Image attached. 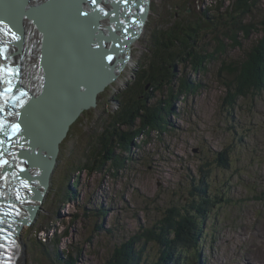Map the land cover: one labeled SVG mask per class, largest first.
I'll return each instance as SVG.
<instances>
[{"label":"rangeland","instance_id":"obj_1","mask_svg":"<svg viewBox=\"0 0 264 264\" xmlns=\"http://www.w3.org/2000/svg\"><path fill=\"white\" fill-rule=\"evenodd\" d=\"M176 1L184 4V0H150L142 33L131 44L130 59L120 75L97 94L96 105L84 109L70 125L59 145L43 202L33 222L24 223L18 231L17 264H50L55 252L64 259L71 254L75 264H108L114 246L141 228L158 225L171 205L189 208L193 200L197 205L194 196L203 192L216 203L199 213L206 219L200 229L198 263L264 264V88L239 98L241 108L227 115L220 109L225 88L218 73L220 60H241L261 33L253 32L236 48L226 39L225 52L216 51L212 62L193 61V66L199 64L196 68L190 60L185 66H160L154 76L158 91L150 102L165 105L174 100L166 113L167 124L161 129L144 128L138 137L132 134L129 149L122 148L119 136L133 130L115 111L136 76L152 70L159 55L156 40L175 27L170 12L179 6ZM191 2L188 12L204 32L203 11L212 12L214 6H227L232 0ZM247 4L257 6L248 20L264 21V0ZM188 12L182 11L184 16ZM200 44L213 53L216 38L211 41L207 35ZM186 78L201 83L197 93L181 95ZM225 148L227 167L216 159ZM116 158L122 167L116 168ZM85 164L87 168L81 169ZM144 249V258L159 252L151 242ZM196 252H190L184 264L197 259Z\"/></svg>","mask_w":264,"mask_h":264},{"label":"trees","instance_id":"obj_2","mask_svg":"<svg viewBox=\"0 0 264 264\" xmlns=\"http://www.w3.org/2000/svg\"><path fill=\"white\" fill-rule=\"evenodd\" d=\"M249 1L254 0H232V3L227 6H214L215 10L212 12L203 11L204 23L207 25L204 32L199 30L196 21H194L195 17L188 12L191 9V0H184L183 5L176 1L175 5L179 6H175V10L170 12V17L176 20L175 27L166 30L164 40H156L157 43L154 47L158 46V50L155 52H158L159 55H155L158 58L152 64V70L148 75L140 73L136 76L133 85L127 89L129 91L124 103L120 102V107L115 111L117 118L123 124L132 127L130 129L133 130L132 133L124 132L122 136H119L122 148L129 149L132 134L138 137L145 132L144 128L161 129L167 124L166 113H170L172 110L174 100H170L165 105H162V102H150L154 93L158 91L155 89L154 82L157 79L154 76L159 74L158 70L164 68V65L165 68H174L176 67L175 63L185 66L188 60H190V65L193 61L198 60L201 61V64L205 61L212 62L217 59V56L213 55L216 51L219 53L226 51V39L229 40V46L236 48L242 45V40L248 39L253 32H258L261 33V36L257 40L255 39L247 50H244L245 53L241 60L219 61L221 63L218 70L219 79H224L222 83L225 88L220 109L225 114L231 115L233 110L235 111V107L241 108L238 104L239 98H247L250 92L264 88V21L259 20L255 23L248 20L249 13L257 7L249 6L247 4ZM181 6H183V12H188L185 16L181 11ZM207 35H210L211 41L216 38V49L213 53L200 44V40ZM202 50L208 51V53L203 54ZM199 54L203 55L202 60ZM197 66H199L198 62L196 66L192 65L193 68ZM200 87L201 83H195L193 79L186 78L180 93L182 96L183 94L197 93ZM139 117L140 119H138ZM124 135L129 139H125ZM128 140L129 142H127ZM110 150L112 154L113 147ZM227 153V148H225L223 152L220 151L217 154L219 155L216 158L218 165L228 166ZM121 165L122 163L116 158V168L122 167ZM85 166L86 164L80 168L86 169ZM65 189L69 193H74L72 189ZM203 194L194 196L198 200V204L194 205L193 200V204L189 208H183L176 204L171 205L166 210V217L161 219L158 225L141 228L128 239L114 246L108 264H184L188 261L187 255L194 250L197 251L195 255L197 259L194 261L201 264L198 263L200 259L198 248L202 244L200 229L203 228L206 217H201L199 213L216 203L213 198L207 196L206 192ZM57 241L58 239H55L53 243ZM142 242H144L143 245H141ZM148 242L155 244L158 248L159 252L154 258L149 256L144 258L143 256L145 245ZM47 258L49 257L47 256ZM185 258H187L186 262ZM51 260H49L50 264L57 262L75 264L76 258L68 254L64 259L62 254L55 252Z\"/></svg>","mask_w":264,"mask_h":264},{"label":"water","instance_id":"obj_3","mask_svg":"<svg viewBox=\"0 0 264 264\" xmlns=\"http://www.w3.org/2000/svg\"><path fill=\"white\" fill-rule=\"evenodd\" d=\"M27 6L39 7L32 9V7L28 8ZM58 6L60 8L72 6L65 13V17L67 19L71 18L68 25L70 27V34L67 35L72 38L74 44L68 42L67 50L63 54L53 50V53H51L52 57L50 58V46L47 39L42 49L46 64L49 62L48 67L51 68L50 76L52 78H47L42 95L47 97L48 100L51 94H54V96L60 94L65 97L64 91H61L60 88L63 80L70 86L66 90L68 92V97H65L66 100H60L52 105L53 114L51 113V120L54 122V125H51V127L53 130L51 132L49 130L47 136L42 139L35 134L33 129L31 122L33 112L43 110L40 107L48 105V102L45 103L44 97H41L42 95L34 96L26 94L23 98L25 103H18L15 101L17 93L24 92H13L14 86H10L7 88V91L11 94L8 100H12L6 103V107H10V109L7 110L8 112L1 111L6 115V128L0 130L13 132L16 128H19L21 122L23 127V131L21 132L23 133V138L21 137L22 144H26L28 148L22 149L15 159L10 160L7 157L12 152L9 151L16 146H10L11 148L9 147L10 149L6 152L0 137V157L7 158H4L7 165L14 161L23 167L22 171L18 173L20 175L19 178L25 176L29 178L27 181L31 182L32 179L30 178L32 174L29 173V170L33 169L32 171L36 172V175H38L39 171L40 175L37 178H42L44 181L43 183H35L34 189L32 188L29 191L34 198L32 202L34 205L31 206L30 204L27 207L31 213L28 218L30 223L33 222L43 202L50 174L56 162L59 145L67 135L70 125L80 115L81 111L94 107L96 105L97 94L103 91L109 83L120 75L124 65L130 59V46L141 35L149 13V0H40L38 5L35 4V0H0V47L4 43L6 27L14 28V32L23 34L29 26L35 23L38 25L39 19L46 18L50 23V20L47 18H54L51 14L55 15L54 12L57 10L55 8ZM20 16L28 18L27 25L24 24ZM21 25L25 26L20 27ZM79 27L87 30V33L81 34L78 30ZM74 33L78 36H75ZM94 44L97 47H92ZM5 60L6 57L1 62ZM18 61L16 81H19L17 79L21 77V72H23L24 79L34 82L31 81L30 77H25V69L21 71V67H26L30 64H26L21 60ZM89 64L91 66L88 67ZM92 66L95 67V70L91 69ZM3 73V68L0 67V77ZM4 91H6V88H4ZM47 93L48 95H46ZM42 102L45 105L41 106ZM17 104L25 106L22 109H17ZM19 107L21 106L19 105ZM3 109L5 108L1 107V110ZM14 126L15 129L12 128ZM6 134L11 137L10 134ZM6 140L8 141V139ZM6 144H10V142H6ZM31 152H34V154H31ZM39 155L42 156V161L38 158ZM39 162H43L42 165H39ZM37 164L40 170L36 169L38 168L36 167L38 166ZM27 168L30 169L26 170ZM41 170H44L43 173H41ZM0 197L6 203L7 194L0 192ZM16 213L14 212L15 215H21V213ZM15 219L17 218L12 217V220ZM19 242L15 247L16 253H19L18 251L21 246L20 239ZM11 260L13 262L10 263L9 261ZM9 261L8 264L18 263V259L16 257L14 259V256Z\"/></svg>","mask_w":264,"mask_h":264},{"label":"bare ground","instance_id":"obj_4","mask_svg":"<svg viewBox=\"0 0 264 264\" xmlns=\"http://www.w3.org/2000/svg\"><path fill=\"white\" fill-rule=\"evenodd\" d=\"M39 3H40V0H35L36 5H38ZM150 6H151V3L149 0V10H150ZM27 7L28 8L32 7L33 9L34 7H39V6H27ZM71 7L72 6H65V7L60 8L58 6L57 8H55L57 9L54 12L55 15L51 14L52 17L54 16V18H47L48 20H50V23L46 20V18L39 19L38 17L39 19L38 25L35 23L32 26V32L29 34L17 33V32H14L15 31L14 28L6 27V36L4 38V43L0 47V67L3 68V72L6 75V79H4V81L6 83V86H8L7 88L13 85L14 86L13 92H24V93H17L15 101H17L18 103H25L23 98L26 96V94H29V95L32 94L34 96L42 95L43 94L42 91L44 87L46 86L47 78L49 77L50 79H52L50 76L51 68L48 67L49 62L48 64H46L45 57L42 53V49H43L44 43L46 42V39L48 40V44L50 46L49 47L50 48L49 58L52 57L51 53H53V50L55 52H59L63 54L67 50L68 42H71V44H74L72 38H70V36L67 35V34H70V29H69L70 27L68 25L71 21V18L67 19L65 17V13ZM20 17H22L23 20L25 19L28 20V18H24L23 16H20ZM78 30L79 32H81V34L87 33V30L81 29V27H79ZM75 36H78V35L75 34ZM92 47L95 48L97 47V45L94 44ZM5 57H6V60L1 62V60H3ZM18 60H21L22 62L24 61L26 64L28 63L30 64V65H27L26 67H21V71H23V69L26 70L24 72V75L25 77H30L31 81L35 82L34 86L31 85L32 82H29L28 80L23 78V72H21V77L17 79L19 81H16V75H17L16 69H17ZM89 66L91 65L89 64L88 67ZM91 69L95 70V67L92 66ZM17 82L20 84H18ZM69 87L70 86L66 84L65 81L63 80V83L60 86V88H61V91H64L65 97H68V92L66 90H68ZM46 95H48V93ZM41 97L43 98L44 95H42ZM65 97H63V95H60V94L56 96H54V94H51L49 100L47 97H44L45 100L44 99L43 100L45 101V103L48 102V105L46 107H40L43 110H40L38 112H33V117H31V122L33 125L34 132L38 137H41L42 139H44L47 136L48 131L50 130L49 132H51L53 130V128L51 127V125H54V122L51 120V113L53 114L52 105L53 103L58 102L60 100H66ZM11 100H8V101H11ZM45 103L42 102L41 106L45 105ZM17 105H18L17 109H22L23 106H25L23 104L22 105L17 104ZM19 105L21 107H19ZM8 109H10V107L6 108V110ZM21 126H22V123H21ZM0 128L1 129L6 128V115H4L3 112L1 111H0ZM12 128L15 129V126ZM22 131L23 129L19 126V128H16L13 132L12 131L11 132H6V131L0 132V137L2 139V142L4 144V150L6 152L10 146L12 147L16 146L14 148L19 151L22 149L25 150L26 148H28L26 144H22V139L20 137L23 135V133H21ZM6 133L10 134L11 137L7 136ZM6 139H8V141ZM6 142L7 143L10 142V144H6ZM6 145L8 146L7 148H6ZM32 153L34 154V152H31V154ZM41 157L42 156L39 155L38 158H40V160L42 161ZM4 162L5 160L0 161V167H4L5 165H7V164H4ZM42 163L43 162L41 163L39 162V165L40 164L42 165ZM39 165L36 166L38 167L36 169L40 170ZM22 168L23 167L20 166L19 163H15V162H10L9 165L3 168V171L0 173V185L2 186L0 187V191L1 189H3V192L6 193V191H18L19 190L20 192L28 193L31 195L29 191L32 190V188L34 189V184L37 182H40V183L44 182L42 178H39V179L37 178V176L40 175L39 171H38V175H36L37 173L33 172L32 171L33 169H30V168H27L26 170L30 169L29 173L32 174L30 178L32 179L31 182L27 181V179L29 178L25 176H22V178H19L20 175L18 173L22 171ZM43 171L44 170H41V173H43ZM32 205H34V203H32L31 206ZM18 209L22 211L23 213H25L24 209L23 210L20 208ZM27 216L29 217L30 214ZM10 220H11L10 225L8 224L9 232L12 231V232L17 233L16 239L18 240L19 239L18 231L21 229L22 225L24 223L27 224V222L26 220L23 219L22 216H19L15 220H12V219ZM258 245L260 244L258 243Z\"/></svg>","mask_w":264,"mask_h":264},{"label":"clouds","instance_id":"obj_5","mask_svg":"<svg viewBox=\"0 0 264 264\" xmlns=\"http://www.w3.org/2000/svg\"><path fill=\"white\" fill-rule=\"evenodd\" d=\"M19 62V61H18ZM31 224V223H30ZM21 247V246H20ZM20 250V249H19ZM19 253H18V255H17V259L19 258V256H20V251H18Z\"/></svg>","mask_w":264,"mask_h":264},{"label":"flooded vegetation","instance_id":"obj_6","mask_svg":"<svg viewBox=\"0 0 264 264\" xmlns=\"http://www.w3.org/2000/svg\"><path fill=\"white\" fill-rule=\"evenodd\" d=\"M176 13V12H175ZM176 16H177V13H176Z\"/></svg>","mask_w":264,"mask_h":264}]
</instances>
